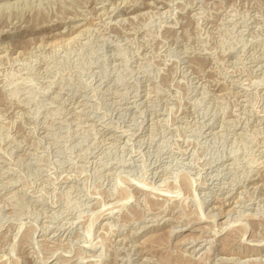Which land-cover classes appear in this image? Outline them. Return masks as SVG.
Returning <instances> with one entry per match:
<instances>
[{
  "label": "rangeland",
  "instance_id": "rangeland-1",
  "mask_svg": "<svg viewBox=\"0 0 264 264\" xmlns=\"http://www.w3.org/2000/svg\"><path fill=\"white\" fill-rule=\"evenodd\" d=\"M0 264H264V0H0Z\"/></svg>",
  "mask_w": 264,
  "mask_h": 264
},
{
  "label": "bare ground",
  "instance_id": "bare-ground-1",
  "mask_svg": "<svg viewBox=\"0 0 264 264\" xmlns=\"http://www.w3.org/2000/svg\"><path fill=\"white\" fill-rule=\"evenodd\" d=\"M123 2H124V1H123ZM128 2H129V1H128ZM132 12H133V11H132ZM132 12H131V13H132ZM76 19H77V18H76ZM77 26H78V25H77ZM80 27H81V24H80ZM77 28H79V26H78ZM74 29H76V28L74 27ZM74 29H73V30H74ZM79 29H80V28H79ZM62 33H63V32H62ZM77 34H78V33H77ZM58 43H59V42H58ZM244 185H245V184H244ZM230 195H231V194H230ZM230 211H231V210H230ZM197 241H198V240H197ZM260 244H261V243H260Z\"/></svg>",
  "mask_w": 264,
  "mask_h": 264
}]
</instances>
